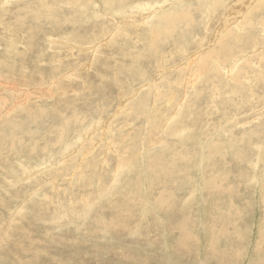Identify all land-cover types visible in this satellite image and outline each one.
Wrapping results in <instances>:
<instances>
[{
  "label": "rangeland",
  "instance_id": "rangeland-1",
  "mask_svg": "<svg viewBox=\"0 0 264 264\" xmlns=\"http://www.w3.org/2000/svg\"><path fill=\"white\" fill-rule=\"evenodd\" d=\"M50 1L54 18L39 25L34 0H0V70L13 38L30 32L43 51L46 36L59 40L64 94L36 97L58 92L48 87L57 65L49 51L40 62L33 42L34 87L19 82L18 67L0 72V137L28 152L18 165L0 161V264H264V0H98L110 19L96 18L89 0ZM70 25L82 43L72 50ZM92 34L101 43L88 46ZM20 84L42 90L9 118L10 86Z\"/></svg>",
  "mask_w": 264,
  "mask_h": 264
},
{
  "label": "bare ground",
  "instance_id": "bare-ground-1",
  "mask_svg": "<svg viewBox=\"0 0 264 264\" xmlns=\"http://www.w3.org/2000/svg\"><path fill=\"white\" fill-rule=\"evenodd\" d=\"M52 1V0H51ZM50 1V2H51ZM108 1V0H107ZM127 1V0H126ZM154 1V0H153ZM217 1V0H216ZM223 1V0H222ZM252 1V0H251ZM256 1V0H255ZM57 2V1H56ZM81 2H87V0H73V2H68V3H66V0H65V3L64 4H66V5H68V6H76V7H79L80 6V4H81ZM132 2V1H131ZM167 2V1H166ZM212 2H213V0H212ZM254 2V1H253ZM35 3V4H34ZM250 3V2H249ZM30 4V3H29ZM52 4H53V2H52ZM55 4V3H54ZM85 4V3H84ZM132 4V3H131ZM254 4V3H253ZM252 4V5H253ZM32 5H35V7H34V9L37 11V13H35V14H32V16L30 17L31 18V21L33 22V23H41L42 21H45L44 23H46L47 21L48 22H52V20L50 21V19L51 18H54L53 16L51 17V12L52 11H49V10H47V7L48 6H50L49 5V2H48V0H34V2L30 5V6H32ZM86 5H88L87 3H86ZM94 5H98V7H96L95 9H93L94 10V13H95V17L96 18H103V19H110V14H109V10H108V7L109 6H106V7H102V3L101 2H99L98 0H89V6L90 7H92V6H94ZM104 5V4H103ZM213 5H215V4H213ZM248 5V4H247ZM247 5H245V6H247ZM251 5V6H252ZM81 6H84L83 4L81 5ZM80 6V7H81ZM200 6V5H199ZM198 6V7H199ZM86 7V6H85ZM132 7V5L130 6V8ZM212 7V6H211ZM253 7V6H252ZM20 8H22V7H20ZM136 8L138 9V10H140V11H142V7H141V5L140 4H137L136 5ZM155 8V6L154 5H152L151 3H147L146 5H145V7L143 8V9H145V10H152V9H154ZM194 8H196V7H194ZM7 9V8H6ZM5 9V10H6ZM97 9H100L99 11H101L102 12V14H99L98 12H97ZM126 9L127 8H122V9H120L119 11H115V14H117L115 17H113L115 20H117V18H118V16H121V15H123V14H126ZM201 9V8H200ZM243 9V8H242ZM17 10V9H16ZM18 10H21V9H18ZM182 10V9H181ZM183 10H185V9H183ZM204 10V9H203ZM236 10V9H235ZM247 10V9H246ZM248 10H249V8H248ZM22 11V10H21ZM21 11H17L18 12V14L21 12ZM42 11H46L47 12V14L45 13V15H41L39 12H42ZM132 11V10H131ZM186 11V10H185ZM199 11V10H198ZM237 11V10H236ZM239 11V10H238ZM14 13H15V11H13ZM169 12V11H168ZM168 12H166V13H168ZM173 12V11H172ZM180 12V11H179ZM195 12V11H194ZM201 12H202V10H201ZM243 12V11H242ZM245 12V11H244ZM243 12V13H244ZM9 13V12H8ZM31 13V12H30ZM174 13V12H173ZM172 13V14H173ZM188 13H189V8H188ZM246 13V12H245ZM1 14V13H0ZM26 14V13H25ZM164 14V13H163ZM162 14V15H163ZM174 14H176L177 15V12L176 13H174ZM178 14H180V13H178ZM182 14H183V11H182ZM185 14H186V12H185ZM231 14V13H230ZM233 14H234V12H233ZM236 14V13H235ZM240 14V13H239ZM6 15V14H5ZM4 15V16H5ZM161 15V16H162ZM237 15V14H236ZM3 16V15H2ZM3 16V17H4ZM10 16H12V15H10ZM16 16V15H15ZM55 16V15H54ZM187 16H188V14H187ZM187 16H185L184 18H186ZM209 16V15H208ZM208 16H207V18H208ZM210 16H212V15H210ZM239 16V15H238ZM241 16H244L243 14L241 15ZM14 17V16H13ZM27 18L26 17V15L25 16H23V18ZM57 17H61L62 18V16H59V15H57ZM165 17V16H164ZM189 17V16H188ZM236 17V16H235ZM240 17V16H239ZM0 18H1V16H0ZM16 18H19V17H17L16 16ZM55 18H56V16H55ZM167 18V20H168V18H170V20H171V17H166ZM174 18V17H173ZM227 18V17H226ZM6 19H8V18H6ZM20 20L22 19V18H19ZM18 19V21L20 22V20ZM231 21L233 22V21H235V22H237L236 21V19L235 20H233V18L231 17ZM241 19V18H240ZM58 20H60V19H58ZM67 20V19H66ZM98 20V19H97ZM208 20H209V18H208ZM226 20V19H225ZM0 21H2V20H0ZM11 21H13V20H11ZM17 21V20H16ZM53 21H54V19H53ZM99 21V20H98ZM159 21V20H158ZM173 21V20H172ZM175 21V20H174ZM180 21V20H179ZM184 21V20H183ZM229 21V20H228ZM227 21V22H228ZM14 22V21H13ZM12 22V23H13ZM18 22V23H19ZM31 22V23H32ZM47 22V23H48ZM234 22V23H235ZM15 23V22H14ZM61 23V22H60ZM63 23V22H62ZM70 23V22H69ZM106 23V22H105ZM147 23V22H146ZM146 23H145V26H146ZM167 23V22H166ZM192 23V22H191ZM0 24H1V22H0ZM68 24V23H67ZM157 24H160V23H157ZM176 24V23H175ZM180 24V23H179ZM188 24V23H187ZM194 24V26H195V22L193 23ZM222 24V23H221ZM228 24V23H227ZM241 24V23H240ZM36 25V24H35ZM40 25V24H39ZM49 25H50V23H49ZM48 25V26H49ZM61 25V24H60ZM59 25V28L62 26H60ZM72 25H74V24H72ZM72 25H70L69 27H70V29H72L71 28V26ZM163 25V24H162ZM172 25V24H171ZM177 25V24H176ZM181 25V24H180ZM183 25V24H182ZM229 25V28H230V24H228ZM233 25L234 24H232V26L231 27H233ZM237 25V24H236ZM235 25V26H236ZM242 25V24H241ZM4 26H6V25H4ZM15 26V25H14ZM24 26V25H23ZM23 26H21V27H23ZM47 26V25H46ZM45 26V27H46ZM185 26V25H184ZM194 26H192V27H194ZM3 27V26H2ZM16 27V26H15ZM28 27H29V25H28ZM42 27V25L40 26V28ZM44 27V29H46ZM66 27H68V26H66ZM76 26L74 25V28H75ZM92 27V26H91ZM186 27H187V29H188V27H190L189 25H186ZM196 27V26H195ZM226 26H224V28H225ZM239 27H241V26H238V28ZM7 28H10V30L9 31H7V32H9L8 34L9 35H11V36H14L15 35V33H17V30L15 29H13V27L12 26H9V27H7ZM31 28V27H30ZM34 28V27H33ZM43 28V27H42ZM55 28V27H54ZM58 28V29H59ZM63 28V27H62ZM61 28V29H62ZM74 28L70 31V32H72V31H74ZM155 28H157V27H155ZM164 28H166V27H164ZM176 28V27H175ZM183 28V27H182ZM222 28H223V26H222ZM227 28V27H226ZM28 29V28H27ZM91 30L92 29H96V28H90ZM153 29V28H152ZM161 29V28H160ZM163 29V28H162ZM171 29V28H170ZM173 29V28H172ZM178 29V28H177ZM189 29H191V28H189ZM26 30V29H25ZM35 30V29H34ZM38 30V29H37ZM46 30H48V29H46ZM77 30V29H76ZM75 30V31H76ZM175 30V29H174ZM228 30V29H227ZM238 30V29H237ZM29 30H27L26 32H28ZM59 31H60V29H59ZM62 31V30H61ZM61 31L60 32H56V30H55V32H53L55 35H57V36H65V37H67L68 35H62L61 34ZM68 30H66L65 32H67ZM74 31V33H71L67 38H70V39H72L71 40V42L70 43H72V44H70L69 45V49L70 50H72L74 47H71V46H73V43H75V42H77L76 43V45H75V48H77V47H80L81 46V41L79 40V38H77V36H79V35H77V33ZM79 31V30H78ZM95 31V30H94ZM104 31V30H103ZM153 31V30H152ZM152 31H151V33H152ZM160 31V30H159ZM163 31V30H162ZM217 31H218V29H217ZM225 31V30H224ZM20 32V31H19ZM37 32H42V29L41 30H38ZM80 32V31H79ZM78 32V33H79ZM97 32V31H96ZM95 32V33H96ZM156 32V31H155ZM155 32L153 33V34H155ZM187 32H189V31H187ZM220 32V31H219ZM219 32L217 33V34H219ZM225 32H227V31H225ZM239 32V31H238ZM60 33V34H59ZM88 33V32H87ZM93 33V32H92ZM175 33V32H174ZM216 33V32H215ZM232 33V32H231ZM90 34V33H89ZM88 34V35H89ZM162 34V33H161ZM161 34H159L158 35V37L161 35ZM176 34V33H175ZM186 34V33H185ZM185 34H183V35H185ZM229 35H230V33H228ZM39 35V34H38ZM83 35V34H82ZM93 35V34H92ZM104 35H106V34H104ZM116 35V34H115ZM114 35V36H115ZM163 35V34H162ZM222 35V34H221ZM232 35V34H231ZM239 35H240V32H239ZM24 36V40L22 41V42H18V41H16L14 38H13V41L12 42H10V44L8 45V47L6 46V48H9V55H8V61L6 62V63H2L3 64V66L5 67V68H2V69H8V68H10V67H18L19 68V71H20V73H21V75H22V77L24 78L23 80H21V78H20V80H19V82H24L28 87L29 86H31L32 87V85H33V87H34V82L33 83H31V80L29 79V77H31V73H32V71H31V67H30V65H29V60H30V62H31V59H33L34 58V56L33 55H35L34 54V51H33V49L35 48V47H33V45H31V50L30 51H28V49H27V46H28V43L29 42H33L34 44H36L37 45V48H35V49H38V51H40V55L37 57L38 58V60L40 61V62H45V59H44V57H45V54H44V52L46 51V52H50V55H51V58H50V60L52 59V58H54L55 57V59L53 60H51L50 61V63L51 64H53V61H54V64H56L57 65V67H55V69H56V76H52V78H50V81H49V86L47 85V82L44 84V86L43 87H45V86H48V87H57V93L56 94H52V92H51V94L49 93V96H47L48 95V92H47V95L45 94V96L44 95H42L43 93H45V92H43L42 94L40 93V95L39 96H36L38 99H43V98H51V99H54L55 101H59V100H61V99H63V96H64V94L63 93H61L60 92V89H59V80L61 79H59L58 78V76H59V72H60V69H61V65H63V58L61 57V53H62V50H59V48H60V45H62V43L59 41V40H51V39H49V37L48 36H46V41H48L47 43H46V47H45V50L43 51L42 49H43V47H42V44L40 43V41L39 40H35L34 39V41H32L31 39H30V37H31V34H30V32L29 33H27V34H24L23 35ZM117 36V35H116ZM216 36V35H215ZM33 37V36H32ZM37 37H39V36H37ZM36 37V38H37ZM168 37V36H167ZM166 37V38H167ZM212 37V36H211ZM219 37H220V34H219ZM227 37H229V36H227ZM93 38H94V40L93 41H89L88 42V46H91V45H98L99 43H101V40H98L97 39V37L95 36V35H93ZM161 38H163L162 36H161ZM241 38V37H240ZM100 39V38H99ZM105 39H108V37H106ZM168 39V38H167ZM215 39V38H214ZM40 40H41V37H40ZM163 40V39H162ZM162 40H160L161 42H162ZM170 40V39H169ZM178 40H179V37H178ZM213 40V39H212ZM225 40H226V38L224 37V42H225ZM110 41V40H109ZM109 41L107 42V44H105L106 45V47L109 45ZM156 41V40H155ZM172 41V40H171ZM217 41V40H216ZM215 41V42H216ZM227 41H229L228 39H227ZM3 42V41H2ZM157 42V41H156ZM164 42H166V41H164ZM188 42H190V41H188ZM220 42V41H219ZM230 42V41H229ZM26 43V44H25ZM32 43V44H33ZM180 43V42H179ZM223 43V42H222ZM24 45L25 44V47H24V49H23V51H20V46L21 45ZM176 44V43H175ZM216 44H218L217 42H216ZM224 44V43H223ZM225 45V44H224ZM100 47H102L103 45H99ZM164 46V45H163ZM215 46H218V45H215ZM226 46V45H225ZM65 47V46H64ZM104 47V46H103ZM136 47V46H135ZM156 47V46H155ZM175 47V46H174ZM146 48V47H145ZM157 48V47H156ZM176 48V47H175ZM34 49V50H35ZM178 49H180V48H178ZM214 49V50H213ZM76 50V49H75ZM148 50V49H147ZM165 50V49H164ZM211 50H213V51H215V48H212ZM238 50H240V49H238ZM245 50V49H244ZM74 51V50H73ZM149 51V50H148ZM166 51V50H165ZM177 51V50H176ZM185 51V50H184ZM201 51V50H200ZM203 51V50H202ZM35 52H36V50H35ZM150 52V51H149ZM160 52V51H159ZM204 52H205V50H204ZM19 53V54H18ZM39 53V52H38ZM37 53V54H38ZM144 53V52H143ZM176 53V52H175ZM198 54H199V52H197ZM240 53H242V52H240ZM177 54V53H176ZM188 54V53H187ZM209 54V53H208ZM215 54V53H214ZM147 55H149V54H147ZM153 55H154V53H153ZM179 55H180V53H179ZM194 55V54H193ZM196 55V54H195ZM201 55V54H200ZM204 55V54H203ZM216 56V55H215ZM62 58V59H61ZM162 57H160V59H161ZM91 59V58H90ZM120 59V58H119ZM154 59V58H153ZM164 59V58H163ZM189 59H191L190 57H189ZM216 59H219V58H215V60ZM33 61H34V59H33ZM32 61V62H33ZM145 61H146V59H145ZM147 61H148V59H147ZM167 61V60H166ZM189 61V60H188ZM195 61V60H194ZM198 61V60H197ZM169 62V61H168ZM168 62H166V63H168ZM144 63H146V62H144ZM163 62H161V64H162ZM165 63V64H166ZM31 64V63H30ZM149 63H147V65H148ZM169 64V63H168ZM171 64V63H170ZM191 64V63H190ZM194 64V63H193ZM192 64V65H193ZM217 64H218V62H217ZM1 65V64H0ZM32 65H34V64H32ZM192 65H190V66H192ZM198 65H199V63H198ZM40 66H42V65H40ZM138 66H139V64H138ZM141 64H140V69H141ZM167 66V65H166ZM184 66V65H183ZM227 66V65H226ZM34 67V66H33ZM43 67V66H42ZM96 67V66H95ZM118 67V66H117ZM196 67V66H195ZM201 67V66H200ZM121 68V67H120ZM119 68V69H120ZM208 68V67H207ZM2 69L0 70V72L2 71ZM34 70V69H33ZM116 70H117V68H116ZM125 70V69H124ZM203 70H206V69H203ZM9 71H10V69H9ZM43 71V70H42ZM6 72H8V71H6ZM15 72V71H14ZM39 72V71H38ZM41 72V71H40ZM39 72V73H40ZM45 72V71H44ZM136 72V71H135ZM140 72V71H139ZM188 72V71H187ZM209 72V71H208ZM244 72H245V69H244ZM10 73H11V71H10ZM47 73V72H46ZM137 73H138V71H137ZM247 73V72H246ZM14 74H16V73H14ZM121 74V76L120 77H122V73H120ZM195 74V73H194ZM7 76H9L10 74L8 73V74H6ZM6 75H4V78H5V76ZM12 75V74H11ZM11 75H10V79H11ZM40 75V74H39ZM38 74H37V76H39ZM75 75H76V73L75 74H73V75H71V78H74L75 77ZM114 75H115V73H114ZM119 75V74H118ZM126 74H124V76H125ZM130 75H132V74H130ZM137 75V74H136ZM163 75V74H162ZM7 76H6V78H7ZM14 76V75H13ZM19 76H20V74H19ZM34 76V74H32V77ZM41 76V75H40ZM174 76V75H173ZM15 77H17V78H19L18 77V74H16L15 75ZM51 77V76H50ZM118 77V76H117ZM131 77V76H130ZM133 77H135L134 76V74H133ZM137 77V76H136ZM135 77V78H136ZM205 77V76H204ZM207 77V76H206ZM2 78H3V76H2ZM3 78V79H4ZM5 78V79H6ZM9 78V77H8ZM34 78V77H33ZM119 78V77H118ZM134 78V79H135ZM75 79H77V77H75ZM120 79V78H119ZM119 79H116V80H119ZM138 79V78H137ZM198 79V78H197ZM7 80L8 81H10L9 79H6V82H5V80L3 81V82H5V83H7ZM12 80V79H11ZM15 80V79H14ZM13 80V81H14ZM35 80H37V79H35ZM39 80V79H38ZM37 80V81H38ZM116 80H115V82H116ZM121 80H122V78H121ZM179 80V82H180V79H178ZM16 81V80H15ZM34 81V80H33ZM36 81V82H37ZM41 81H46V78L45 77H42L41 78ZM136 81V80H135ZM118 82H120V81H118ZM11 83H14V82H11ZM42 83V82H41ZM117 83V82H116ZM121 83V82H120ZM119 83V84H120ZM127 83V82H126ZM126 83H124V85L126 84ZM192 83V82H191ZM1 84V83H0ZM121 84H123V83H121ZM120 84V85H121ZM9 85V84H8ZM8 85H5L4 87H6V90L5 89H1V91L3 92V93H6V92H9L10 93V90H9V88H8ZM41 85V84H40ZM117 85H118V83H117ZM123 85V86H124ZM42 86V85H41ZM37 87V86H36ZM73 87V86H72ZM120 87H122V85L120 86ZM125 87V86H124ZM30 88V87H29ZM42 88V87H41ZM41 88H39V89H35V90H31V89H28L27 90V92L25 93V85L24 84H20V85H18V87L17 86H10V89H11V91L13 92V97H12V100H11V103H10V108H9V115H8V117L10 118V113L12 112V111H15L17 108H21L22 107V105H21V103H20V101H23V100H25V98H28L29 99V97L30 96H32V95H36V94H34V93H32L33 91H39V90H42ZM79 88V87H78ZM77 88V89H78ZM179 89H181V88H179ZM178 89V90H179ZM185 89V88H184ZM187 89V88H186ZM48 90V89H47ZM157 90V89H156ZM51 91H52V89H51ZM148 93V92H147ZM157 92L155 91V94H156ZM148 95V94H147ZM151 95V94H150ZM149 95V96H150ZM152 96V95H151ZM151 96H150V98H151ZM34 97V96H33ZM198 97V96H197ZM2 98V97H1ZM148 98V97H147ZM13 99L14 100H16V102H13ZM149 99V98H148ZM155 100V99H154ZM9 101H10V95H7L6 96V98H3V108H4V106H5V108H8L9 107ZM148 101V100H147ZM37 102V101H36ZM140 103H141V101H139ZM140 103H139V105H140ZM146 103V102H145ZM144 103V104H145ZM1 104V103H0ZM146 105V104H145ZM149 105H150V103H149ZM140 106H143V104L142 105H140ZM153 106V105H152ZM0 107H1V105H0ZM146 107V106H145ZM157 107V106H156ZM58 108H63V105H62V102L61 103H58V104H56L53 108H52V112L55 114V116L57 115V113H59V111L57 110ZM140 108V107H139ZM36 109H38V108H36ZM76 109V108H75ZM40 110V109H39ZM42 110V109H41ZM60 110H62V109H60ZM77 110H78V108H77ZM159 111H160V109H158ZM157 110V111H158ZM146 111V110H145ZM158 111V112H159ZM263 111V110H262ZM37 112H38V110H37ZM61 113V112H60ZM59 113V114H60ZM76 113H77V111H76ZM146 114H148V110H147V112H145ZM150 114H153L152 113V111L150 112ZM50 115V114H49ZM62 115V114H61ZM78 115V114H77ZM48 116V115H47ZM149 117H151V115L149 116ZM146 118V117H145ZM155 120V119H154ZM6 121H9V120H6ZM3 122V121H2ZM2 122L0 123V124H2ZM150 122V121H149ZM149 124V123H148ZM152 126V125H151ZM1 127V126H0ZM17 127V126H16ZM106 127V126H105ZM111 127V126H110ZM148 127H150V124H149V126ZM155 127V126H154ZM1 128H3V127H1ZM0 128V129H1ZM89 129H91L90 127H89ZM88 129V130H89ZM2 130V129H1ZM1 130H0V132H1ZM105 130H106V128H105ZM3 131V130H2ZM5 131H6V129H5ZM50 132H52V133H54L53 131H50ZM78 132H80V130H78ZM147 132V131H146ZM170 132H174V130H172V129H170ZM3 133V132H2ZM19 133V132H18ZM151 133V132H150ZM22 135V134H21ZM20 135V136H21ZM79 135L80 134H78V136H77V138L79 137ZM1 136V135H0ZM13 137H15V136H13ZM5 138V137H4ZM4 138H1L0 137V161H6V160H16V162H17V165H18V163H19V156H21V155H23V156H25V155H27L28 154V152H25V153H21V152H19L18 151V153L17 152H15V150H16V147H15V142L16 141H9V140H7V138L6 139H4ZM11 138V137H10ZM16 138V137H15ZM77 138H76V140H77ZM19 139H20V137H18V146H20L21 148H22V146L24 145L23 144V141H21V143H19ZM25 139V138H24ZM76 140L74 141V143H73V146L76 144L75 142H76ZM84 143V142H83ZM30 145V144H29ZM68 145V144H67ZM66 145V146H67ZM19 148V147H18ZM69 148V147H68ZM96 148V147H95ZM94 148V149H95ZM21 150V149H20ZM88 151V150H87ZM36 152V151H35ZM93 152V151H92ZM89 153V152H88ZM31 154V153H30ZM32 156V155H31ZM34 156V155H33ZM42 156V155H41ZM40 157V156H39ZM38 157V158H39ZM87 157H88V155H87ZM84 159V158H83ZM35 160V159H34ZM42 160V159H41ZM53 159L52 158H50L49 160H43V162H42V164L41 165H44V164H46V163H48V162H53L52 161ZM17 165H15L14 166V172H13V176H17L18 174H19V172L18 171H16V166ZM59 165V164H58ZM20 166H21V172H22V174L21 175H24L25 174V172H27V171H29L30 169L29 168H27V167H25L23 164H22V162L20 163ZM49 167V166H48ZM62 168V167H61ZM60 168V169H61ZM43 169V168H42ZM41 171V170H40ZM24 173V174H23ZM33 174H35V173H33ZM25 176V175H24ZM27 177H28V175H27ZM26 177V178H27ZM30 177H31V175H30ZM26 178H24L23 177V179H22V181H24V180H26ZM59 178V177H58ZM14 180H17V179H15L14 178ZM22 181H19V184L22 182ZM10 186L11 187H18L16 184L15 185H13V184H10ZM43 187V186H42ZM41 187V188H42Z\"/></svg>",
  "mask_w": 264,
  "mask_h": 264
}]
</instances>
